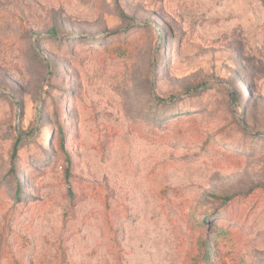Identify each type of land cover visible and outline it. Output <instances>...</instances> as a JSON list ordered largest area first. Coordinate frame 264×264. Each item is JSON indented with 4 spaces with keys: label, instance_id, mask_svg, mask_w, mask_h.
<instances>
[{
    "label": "rangeland",
    "instance_id": "rangeland-1",
    "mask_svg": "<svg viewBox=\"0 0 264 264\" xmlns=\"http://www.w3.org/2000/svg\"><path fill=\"white\" fill-rule=\"evenodd\" d=\"M207 242L264 264V0H0V264Z\"/></svg>",
    "mask_w": 264,
    "mask_h": 264
},
{
    "label": "trees",
    "instance_id": "trees-1",
    "mask_svg": "<svg viewBox=\"0 0 264 264\" xmlns=\"http://www.w3.org/2000/svg\"><path fill=\"white\" fill-rule=\"evenodd\" d=\"M53 31L54 30H52V32ZM173 98H174L173 96H170V97H168L166 99H164V98L163 99H158L157 102L158 103L161 102L162 104H164V106H167V105H169L170 102L173 101ZM20 140H21V138L18 137L16 139L14 147H13V151H12V155H11V160H12V165H13L12 168H14V166H15V161H16V158H17V155H18V147H19V144H20ZM233 200H234L233 196H226V197L222 198V203H223L224 206H229L233 202ZM205 220L206 219L204 218V221ZM210 221H211V219L207 220V222H210ZM216 222H217V220H216ZM216 222H214V223H216ZM214 223H213V221L210 223L209 229L211 231V235L215 238V242L217 244L219 242H221L222 244H225V240L230 235L229 230L225 229V230H221L220 232L218 231V229L214 230V229H212V226L214 225ZM210 231H209V233H210ZM230 241H231V239H230ZM207 243H208L207 246L203 250V260L205 261L206 264H213V256L218 251L214 252V250H212L213 248L211 249L212 244L209 243V242H207ZM210 244H211V246H210ZM231 244L232 243H230L229 245H231ZM232 247H234V244L232 245ZM222 249H223V247H222ZM227 253H229L228 250H227Z\"/></svg>",
    "mask_w": 264,
    "mask_h": 264
}]
</instances>
